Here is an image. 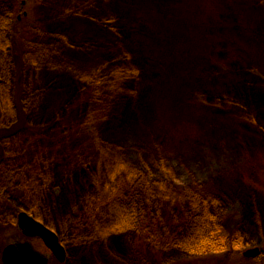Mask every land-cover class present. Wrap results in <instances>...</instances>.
<instances>
[{
  "label": "rangeland",
  "instance_id": "obj_1",
  "mask_svg": "<svg viewBox=\"0 0 264 264\" xmlns=\"http://www.w3.org/2000/svg\"><path fill=\"white\" fill-rule=\"evenodd\" d=\"M0 24V264L22 212L70 264H264V0H0ZM192 196L224 253L174 248Z\"/></svg>",
  "mask_w": 264,
  "mask_h": 264
},
{
  "label": "trees",
  "instance_id": "obj_2",
  "mask_svg": "<svg viewBox=\"0 0 264 264\" xmlns=\"http://www.w3.org/2000/svg\"><path fill=\"white\" fill-rule=\"evenodd\" d=\"M0 29L2 30L3 27L0 24ZM6 31V30H5ZM104 81L102 78H96L94 83L99 86ZM116 86H113L114 89ZM133 175V174H132ZM191 206H193V210L198 212H203L202 216L195 219V223L192 228H190L189 232L187 231L181 238L176 242L174 248L178 249L179 251L188 254V255H206V254H221L224 253L226 250L225 245L227 238L225 236L220 235V230L218 227V222L215 225L210 224L209 217L211 215L209 211V206L211 203L207 200L200 199L198 196L191 197ZM129 207V205H124ZM134 212L133 218L124 217L126 218L125 224L126 226L125 231L131 230L130 226H133V222L136 219L137 222V213L135 211L134 206H131ZM192 209V208H191ZM32 214V213H31ZM125 220V219H124ZM122 225V226H123ZM136 225V223H135ZM135 227V226H134ZM207 227V229L205 228ZM192 230V231H191ZM109 232L108 228L104 230V234L107 235ZM234 239V238H233Z\"/></svg>",
  "mask_w": 264,
  "mask_h": 264
},
{
  "label": "water",
  "instance_id": "obj_3",
  "mask_svg": "<svg viewBox=\"0 0 264 264\" xmlns=\"http://www.w3.org/2000/svg\"><path fill=\"white\" fill-rule=\"evenodd\" d=\"M17 221L19 228L26 237L41 239L54 256L62 259L64 250L53 231L37 222L25 212L19 214ZM257 253L258 251L256 249H250L247 250L243 256L245 258H251L256 256ZM2 260L4 264H45L44 259L33 252L27 244L18 246L10 245L6 247L3 251Z\"/></svg>",
  "mask_w": 264,
  "mask_h": 264
},
{
  "label": "flooded vegetation",
  "instance_id": "obj_4",
  "mask_svg": "<svg viewBox=\"0 0 264 264\" xmlns=\"http://www.w3.org/2000/svg\"><path fill=\"white\" fill-rule=\"evenodd\" d=\"M33 214H29V216H32ZM19 227V226H18ZM20 229V228H19ZM106 229V228H105ZM104 229V230H105ZM21 230V229H20ZM50 230V229H49ZM104 230H103V232H104ZM52 231V230H51ZM21 232H22V234H23V236L24 237H26L25 235H24V233H23V231L21 230ZM54 232V231H53ZM102 232V234L103 235H105L104 233ZM55 233V232H54ZM56 234V233H55ZM57 236V238H58V242H59V244L63 247V250H64V256L62 257V259H59V258H57L56 256H54L44 245V247L46 248V250L48 251L47 253L48 254H42V253H40L39 251H37L34 247H33V245L31 244V242H30V240L32 239V238H28V237H26L27 239H30V240H26V241H23V242H14V243H12V244H10V245H14V246H18V245H22V244H28L29 246H30V249L33 251V252H35V253H37L38 255H40L43 259H44V261H45V264H70V258L68 257V254L66 253V250H65V244L61 241V239H60V237H59V235H56ZM39 240V239H38ZM10 245H8V246H10ZM8 246H6V247H8ZM5 247V248H6ZM4 248V249H5ZM4 249L2 250V252H1V262H2V264H4L3 263V260H2V255H3V251H4ZM177 251H179L178 249H177ZM179 252H181V251H179ZM188 255V254H187ZM189 256H192V255H189ZM194 257H205L204 255H201V256H194Z\"/></svg>",
  "mask_w": 264,
  "mask_h": 264
}]
</instances>
